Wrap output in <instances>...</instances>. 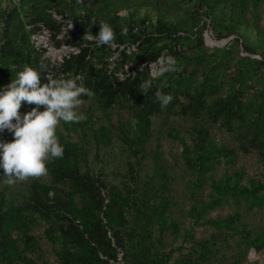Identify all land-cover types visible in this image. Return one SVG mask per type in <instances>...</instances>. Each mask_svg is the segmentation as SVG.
Masks as SVG:
<instances>
[{"label": "trees", "instance_id": "16d2710c", "mask_svg": "<svg viewBox=\"0 0 264 264\" xmlns=\"http://www.w3.org/2000/svg\"><path fill=\"white\" fill-rule=\"evenodd\" d=\"M0 22V91L43 63L91 92L46 176L13 195L0 168V264H260L264 0H0ZM101 22L111 45L84 38ZM40 24L73 34L55 39L78 50L59 67L32 41ZM209 30L234 37L210 48Z\"/></svg>", "mask_w": 264, "mask_h": 264}, {"label": "clouds", "instance_id": "9594fccd", "mask_svg": "<svg viewBox=\"0 0 264 264\" xmlns=\"http://www.w3.org/2000/svg\"><path fill=\"white\" fill-rule=\"evenodd\" d=\"M84 38L95 40L99 45H111L115 34L109 24L101 22L97 36ZM168 65L163 71L175 70L172 67L175 60L171 57ZM44 68L43 63L38 68L24 66L23 71L0 91V132L7 129L13 134L11 142L0 141V168L9 185L46 176L48 161L63 158L65 153L57 136L60 123H80L87 119L78 109L83 103L81 97L91 92L77 84L80 77L52 79L43 76ZM42 77L48 82L41 84ZM120 79L124 77L121 75ZM148 87L150 82L142 85L145 90ZM156 98L162 108L173 99L161 91L156 92ZM23 103L35 107L21 116L19 110Z\"/></svg>", "mask_w": 264, "mask_h": 264}, {"label": "rangeland", "instance_id": "374dc122", "mask_svg": "<svg viewBox=\"0 0 264 264\" xmlns=\"http://www.w3.org/2000/svg\"><path fill=\"white\" fill-rule=\"evenodd\" d=\"M122 13H126V10H124V11H122ZM1 22H0V31H1ZM70 27H71V30H73L74 31V26H73V24H70ZM206 34H208L209 36H210V38L211 39H209L210 40V42L208 43V41L206 40V38H205V42H206V44H207V46H209L210 48H213V47H216V46H218V45H214L217 41L218 42H221L222 40H224V39H226V38H224V39H217L215 36H214V33H213V31L212 30H209L208 32H206ZM61 36H57V35H53V36H51V38H50V40H49V45H55V39H58V40H61V39H63L65 36H67V37H72L73 36V34L72 33H70V32H68V31H65V32H63L62 34H60ZM252 36V39L253 40H256L257 39V37L254 35V34H252L251 35ZM228 43V42H227ZM227 43H225V44H223V45H219V46H224V45H226ZM62 46H64V47H62ZM62 46H59L58 48H63L64 49V53H63V51H62V55H63V57L65 56V55H68L69 53H71V52H76L77 51V48H75V47H70V46H67V45H62ZM241 48H242V50H243V46H241ZM59 50H62V49H59ZM241 54H245L244 52H242ZM51 57H52V55H50ZM255 56H259V57H261L260 55H255ZM117 57H118V53L117 54H115L114 55V57H113V59L114 60H116L117 59ZM51 59V58H50ZM165 66V60L163 59V58H161L160 59V61L158 62V63H154V64H152L151 65V69H152V71H153V73L154 74H157V73H159L162 69H163V67ZM55 72V75H56V77H58V73H56V71H54ZM44 84V83H43ZM165 144H167V141L166 140H164L163 141ZM115 153H119L120 154V149L119 148H116L114 151H113V154H115ZM115 160H117V161H119L118 160V158H116ZM11 187H12V194L14 195L15 194V191H21L25 186H24V184L23 183H21L20 181H17L16 183H14V184H12L11 185ZM250 259L252 260V261H257V262H259L260 264H264V253L263 254H259L258 252H256V251H252L251 252V255H250Z\"/></svg>", "mask_w": 264, "mask_h": 264}, {"label": "built area", "instance_id": "2783aa9c", "mask_svg": "<svg viewBox=\"0 0 264 264\" xmlns=\"http://www.w3.org/2000/svg\"><path fill=\"white\" fill-rule=\"evenodd\" d=\"M12 2H19V0H4V5L7 6L9 4H12ZM32 26L33 25H31L30 28ZM39 26L40 27L37 30H35L34 33L32 34V41L38 49H45L46 50L44 57H46L47 59H49L51 61L52 66L59 67L61 65V63L63 62L64 57L62 54L64 53V49L58 48L55 45L54 46L49 45L50 44L49 40H50L51 36H53L52 31L43 24H40ZM57 36H61V35L57 34ZM62 47H64V46H62ZM59 49H62V50H59ZM62 51H63V53H62ZM50 55H52V57ZM46 76L50 77L52 79H57L55 72L52 69L46 73ZM47 82L48 81L45 78L43 83H47ZM40 110L43 111V107H41ZM24 114L25 113H22L21 116H23ZM5 134L7 136L13 137V134L11 132H9L7 129H5Z\"/></svg>", "mask_w": 264, "mask_h": 264}, {"label": "water", "instance_id": "95a60500", "mask_svg": "<svg viewBox=\"0 0 264 264\" xmlns=\"http://www.w3.org/2000/svg\"><path fill=\"white\" fill-rule=\"evenodd\" d=\"M234 36H230V37H228V38H226V39H224V40H222L221 42H216L214 45H223V44H225V43H227L231 38H233ZM205 38H206V40L208 41V43L210 42V40L209 39H211L210 38V36L208 35V34H205Z\"/></svg>", "mask_w": 264, "mask_h": 264}]
</instances>
